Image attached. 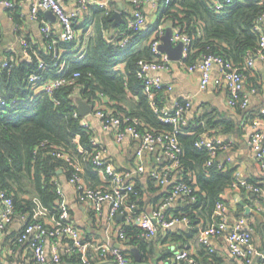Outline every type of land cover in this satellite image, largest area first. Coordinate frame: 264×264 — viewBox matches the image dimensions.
Segmentation results:
<instances>
[{"label": "trees", "instance_id": "trees-1", "mask_svg": "<svg viewBox=\"0 0 264 264\" xmlns=\"http://www.w3.org/2000/svg\"><path fill=\"white\" fill-rule=\"evenodd\" d=\"M233 1V4L218 11L214 9V0H170V4L158 17L156 24L149 30L135 33L126 49L113 45L127 30L131 4L126 3L123 10L117 1H113L110 14H106L104 8L92 6L82 23V28L93 27V33L87 40L85 57L78 61L76 52H72L83 39L79 38L80 40L59 47L68 51L65 56L73 55L71 58L63 55L70 63L64 77L71 80L75 73H79V76L75 78L73 84L65 83L52 94L41 93L32 100L34 92L27 84L29 74L38 70L39 59L45 60L52 67L54 58L50 51L45 50V46L37 47L22 36L26 40V50L30 59L17 58L10 73L0 64V96L9 103L15 100L11 106L0 107V189L13 198L16 216L24 217L25 224L46 225L42 219L36 217L40 205L57 223L60 221L62 197L61 174L58 172L61 170L69 181L74 171L70 162L61 157V154L80 164L82 169L85 166L89 173L97 172L89 159L95 149L92 139L96 135L93 129L84 128L82 119L75 116L78 99H83L96 107L103 95L110 100V105L114 103L112 110H109L113 114L138 118L141 132L172 130L170 125L159 120L144 91V83L138 77L139 62L153 61L156 57L150 36L157 24L182 28L193 38V47L185 59L186 63L194 64L204 54H213L243 68L246 58L256 54L260 48L261 33L256 31V26L260 23L264 27V0ZM116 10L122 12L125 23L113 26L111 17ZM14 19L19 21L17 15ZM57 34L54 30L50 37H44V44L50 43ZM50 67L42 72L47 80L58 76L56 70ZM251 71L243 70L246 77ZM254 89L257 92L255 86ZM166 95L163 92L158 93L157 100L160 105H167ZM236 110L241 113L244 111L240 108ZM197 122L196 125L189 124L187 132L190 133L178 136L183 149L182 169L179 175L189 183L192 178L191 183L196 190V201L186 202L182 213L175 212V216L187 217L190 221L188 228L179 230V236H176L177 240L184 243L218 220L216 208L219 202L226 205L230 219L232 212L235 216L244 214V207L233 203L232 191L241 193L244 203L249 206H252L254 201L264 200L262 194L255 193L253 197L254 193L241 186L233 190L232 184L237 169L227 165L219 168L217 161L208 166L210 160L208 152L195 146L199 137L206 134L208 127L220 125L223 128L222 132L230 133L235 129V123L213 122L208 115ZM80 148L84 149L83 152H80ZM245 181L251 184L258 183L247 177ZM137 198L139 190L136 185V191L131 194L130 201L136 205L138 211H143L137 205ZM167 214L170 216L169 210ZM246 218L249 219L250 216ZM46 227L51 228L47 225ZM166 231L173 235L171 229ZM123 232L125 239L120 241L123 245L129 246L123 253L128 256L130 264L135 262L132 252L134 248L139 250L142 260L148 261L154 256L153 239L147 238L144 230L134 224L125 223ZM203 249L201 259L194 256L197 262L214 264L215 252H210L204 246ZM171 256L164 255L163 258L167 260ZM61 261L82 263L80 255L73 251L71 257L61 256Z\"/></svg>", "mask_w": 264, "mask_h": 264}, {"label": "built area", "instance_id": "built-area-1", "mask_svg": "<svg viewBox=\"0 0 264 264\" xmlns=\"http://www.w3.org/2000/svg\"><path fill=\"white\" fill-rule=\"evenodd\" d=\"M113 0H78L76 7L67 11L61 0H36L31 10V16L34 20L41 24V32L45 38L54 34L52 24L46 19V13L51 11L57 18L60 24V32H57V37L53 38L50 43L45 45V50L53 54V65L50 67L48 63L43 60H38L37 71L29 74L28 86L33 90V97L31 100L41 94H52L55 89L65 83L73 84L75 78L79 73H75L71 80L64 77L67 70L70 68L68 58L63 57V51L59 47L64 44H70L79 38V27L82 23V17L87 15L90 7L99 6L106 9V14H110L111 2ZM131 4V16L127 18V30L123 33L122 38L119 39L113 46L126 49L135 33L146 31L148 28V19L144 12L145 4H151L155 12L160 7L163 0H124ZM233 0H214V9L221 11L229 4H233ZM164 9L170 4V0H164ZM18 3L12 0H0V7L13 11L17 8ZM163 9V10H164ZM121 12V11H119ZM163 12V11H162ZM122 14V12H121ZM162 14V13H161ZM43 15V16H42ZM159 17V15H158ZM158 21V19H157ZM156 21V22H157ZM155 22V24H156ZM173 28V27H172ZM167 27L157 24L156 29L153 30L150 36V43L156 57L153 61L141 60L139 62L138 77L144 83V91L148 95L151 106L158 115L159 120L172 127L171 131H150L141 132L140 120L136 117H122L113 114L103 108L101 102H97V106H93V110L85 117H80L77 110L75 116L82 119L83 127L92 130L88 118L95 117L99 119L104 129L114 128L116 139L122 142L127 136H131L138 141V148L136 157L140 161L138 166L128 170H118L108 158V149L96 137L92 139L95 146L89 159L96 168L97 173L103 179V184L97 187H88L84 184L83 169L80 164L72 161L65 154L61 157L70 162L74 171L69 179L78 191L81 201H90L96 204L108 203L110 210V219L114 220L118 216H122L127 224H134L145 232V236L149 239L155 238L160 228L171 229L178 224L189 225L187 217L180 218L179 216H168L167 211L176 198H183L185 202L192 203L196 201V190L192 185V178L187 182L183 177L177 176L176 173H181L182 169V154L183 149L180 144L179 135L187 134L189 122L187 113L191 110L192 100L178 101L173 107L167 105H160L157 100V95L160 92L168 94L173 91L172 84L165 83L160 77L154 76V72L170 71L174 65V61L170 57L160 51L159 47L162 44V37L166 32ZM174 44L183 43V59L179 62L190 72L199 71L201 73L200 87L205 90L211 80V68L217 64L221 68L222 77L215 80L216 84H220L222 80L226 81L229 91V106L233 109H247L250 104V95L245 91L246 75L243 70H253L256 59L264 61V27L262 24H257L256 31L261 33L260 48L254 55H249L246 58L243 68L235 66L232 61L213 54H204L196 63L188 64L185 62L191 48L193 47V38L188 35L182 28H173ZM23 52L29 57L26 50L27 43L24 38H20ZM85 51L79 53L76 58L78 61L85 57ZM14 60L8 56H4L1 63L2 68L6 69L8 73L12 71ZM48 67L56 70L57 77L47 80L42 72ZM41 72V74H39ZM256 93V90H252ZM104 98L103 95H101ZM15 103H9L2 96H0V107L4 108ZM189 129V128H188ZM248 145L252 149L260 167L264 170V132L257 128L252 129L248 136ZM195 146L200 150H206L210 156L208 166H211L215 161L219 163V168H224L227 163L231 161L229 157L225 162L220 159L221 154L227 153L233 146L232 140H219L211 138L207 134H203L196 141ZM156 156V159L162 162L167 160V164L161 167H155L147 170L142 162L145 156ZM147 174L149 179L158 186H166L172 183L169 195L161 202V204L151 213L145 211H138L136 205L130 201L131 194L136 191V183L140 175ZM235 181L232 184L233 190L240 186L245 188L248 192L258 193L264 196V188L260 184H251L245 181L242 170H237L234 174ZM63 198L62 191H60ZM60 221L51 228H47L42 223L24 224L22 232L19 237L15 239L14 244L28 243L30 244L35 264H46L48 256L44 247L47 237L51 236L57 239L66 238L73 245V252L80 255L82 264H93V259L98 257H110L115 264H130V260L126 254L118 247H111L106 244L95 246L90 242L84 240L82 231L71 222L70 210L68 205L62 201L60 204ZM216 216L213 224L200 231L198 240L202 246L210 252H215L212 246V241L215 238L224 237L230 253L243 261L244 264H253L255 261L264 264V252H261L253 242L252 227L248 219L239 218L232 220L228 214L226 205L222 202L217 204ZM16 218L14 200L4 190L0 189V232L6 231L14 222ZM120 240L125 239L123 228L119 232ZM53 264H61V254L58 246H54L53 254L51 256ZM171 264H207L199 263L195 257L190 253L188 246L185 245L175 256L170 259Z\"/></svg>", "mask_w": 264, "mask_h": 264}, {"label": "crops", "instance_id": "crops-1", "mask_svg": "<svg viewBox=\"0 0 264 264\" xmlns=\"http://www.w3.org/2000/svg\"><path fill=\"white\" fill-rule=\"evenodd\" d=\"M15 1L18 5L13 11L0 7V64L4 56L10 57L14 62L17 58L21 57L30 59L23 52L24 50L20 42L21 36H25L37 47L45 46L43 41L44 36L41 32V24L31 16V10L36 0ZM61 1L64 8L67 11H71L76 7L78 0ZM113 1H117L119 6L123 10L125 9L126 2L124 0ZM117 11L119 12V10L115 12ZM144 12L148 19V28L154 26L158 19V14L152 5L145 4ZM15 15H17L19 21L14 19ZM85 16H88V14L82 17V23ZM46 19L52 24L56 32H60L61 27L58 21L52 22L47 16ZM82 23L78 30L79 38L83 39V41L75 49H72V52H76L75 56L81 52H86L87 40L93 33V27L82 28ZM67 52L64 51L63 55L65 56ZM65 57L71 58L73 55ZM221 72L219 65L214 64L212 66L211 80L205 90H202L200 87L201 73L199 71L193 73L188 72L181 62H175L170 71L154 72L153 75L160 77L165 83L174 86L173 91L166 95L165 102L167 106L173 107L178 101L192 100V108L187 113L190 126L196 125L198 123L197 121L205 115H208L213 122H234L235 129L233 132H222L223 128L219 125L211 128L208 127L206 134L211 138H217L219 140H232L233 146L227 153L221 154L220 159L225 162V159L229 157L231 161L226 164L228 167L242 170L245 177L257 181L260 185H264V170L261 169L258 160L248 145V136L252 132V129L257 128L264 132V61L256 59L254 69L246 77L245 91L250 95V104L243 113L229 106L230 91L226 81L222 80L219 85L215 83L216 79L222 77ZM254 86L257 92L253 94L252 90ZM100 102L103 108L112 110L114 103L110 105V100L101 97ZM88 119L93 126L96 138L107 147L109 153L108 158L115 168L118 170H128L138 166L140 161L136 157L138 148V141L136 139L127 136L122 142H118L114 128L104 129L99 119L95 117ZM79 150L83 152L84 149L80 148ZM142 162L147 170L167 164L166 159L160 162L154 155L145 156ZM83 168V180L86 186L96 187L104 183L97 172L89 173L85 166ZM177 176L179 177V173L175 174L172 183L175 182ZM60 183L63 194L62 201L68 205L71 222L82 231L84 240L95 246L106 244L111 247H118L122 251H127L129 246L123 245L119 238V232L125 225L124 218L118 216L114 220H111L108 203L96 204L90 201H81L77 189L69 183L67 176L62 171ZM172 183L166 186H158L149 179L147 174L140 175L136 183L139 190V198H137L139 208L148 214L158 208L161 202L169 195ZM231 195L235 205L241 204L244 207V214L240 216H235L232 212V220L239 219L242 216L244 218L250 216L248 220L252 227L253 242L261 252H264V200L254 201L253 205L249 206L247 203H244L242 194L238 191H232ZM254 196L255 194H253ZM185 204L186 202L183 198H176L169 208L170 216L175 215L177 211L182 213V208ZM36 217L42 219L49 227L57 224V221L49 212L40 205H38ZM24 224L25 218L16 216L12 225L6 231L0 232V264H35V258L30 244H14L13 242L19 237ZM187 228L188 226L185 224H178L176 227L171 228L173 235L167 233V229L159 230L158 235L153 238L155 248L154 256L146 261L142 260L140 254L141 262H137L135 258L133 264H170V258L175 256L186 244L190 253L201 259V253L204 252V249L198 240L199 233L185 243L176 238V236H179V230H186ZM55 245L58 246L61 256L68 255L71 257L72 255L73 245L68 239H53L49 236L44 243L48 256L46 264H53L51 256ZM212 246L215 249L216 256L214 264H244L243 261L230 253L224 237L215 238L212 241ZM164 255L172 256L166 260V258H163ZM62 264L82 263L62 261ZM93 264L115 263L110 257L101 258L96 256L93 259ZM257 264H260V262Z\"/></svg>", "mask_w": 264, "mask_h": 264}, {"label": "water", "instance_id": "water-1", "mask_svg": "<svg viewBox=\"0 0 264 264\" xmlns=\"http://www.w3.org/2000/svg\"><path fill=\"white\" fill-rule=\"evenodd\" d=\"M46 16L52 22L57 21L56 16L51 11L47 12ZM111 20L113 21V26H118L122 23H125V19L123 18L122 14L118 11L114 12V14L111 17ZM173 36H174V29L172 27H168L166 29L164 36L162 37V44L160 45L159 49L161 52L166 53L172 61L179 62L183 59L184 44L180 42L175 45L173 42ZM77 104H78V112L80 117L87 116L93 110V106L88 102L84 101L83 99H78ZM58 173L61 174V171H59ZM133 254L136 258V261L141 262L139 250L134 249ZM257 263L258 261H255L253 264H257Z\"/></svg>", "mask_w": 264, "mask_h": 264}, {"label": "rangeland", "instance_id": "rangeland-1", "mask_svg": "<svg viewBox=\"0 0 264 264\" xmlns=\"http://www.w3.org/2000/svg\"><path fill=\"white\" fill-rule=\"evenodd\" d=\"M164 0L161 2V4H160V7H159V9L157 10V14L160 16L161 15V13H162V11H163V9H164Z\"/></svg>", "mask_w": 264, "mask_h": 264}]
</instances>
